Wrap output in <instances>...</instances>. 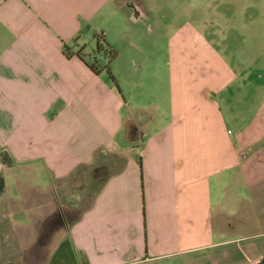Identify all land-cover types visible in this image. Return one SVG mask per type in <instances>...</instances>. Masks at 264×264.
<instances>
[{"label":"crops","instance_id":"0c3cea01","mask_svg":"<svg viewBox=\"0 0 264 264\" xmlns=\"http://www.w3.org/2000/svg\"><path fill=\"white\" fill-rule=\"evenodd\" d=\"M262 2L209 0L220 22L174 28L165 52L158 30L128 41L133 13L151 19L143 6L0 0V264H202L230 242L215 240L219 206L264 183V99L247 90L258 57L236 58L263 37ZM95 29L104 51L118 35L130 45L124 86L118 57L115 82L91 69ZM105 164L65 221L60 191Z\"/></svg>","mask_w":264,"mask_h":264},{"label":"rangeland","instance_id":"374dc122","mask_svg":"<svg viewBox=\"0 0 264 264\" xmlns=\"http://www.w3.org/2000/svg\"><path fill=\"white\" fill-rule=\"evenodd\" d=\"M123 5H126L128 13L133 9V4L143 6L145 10L151 13V19H143L139 21L125 22L126 29H128V41H133L135 46L157 39V37L164 40V51L167 50V44L170 35L174 28L181 26L193 19L204 33H207V27L212 26V20L220 22V18H212V7L209 0H121ZM135 5V6H136ZM212 7H211V6ZM264 7V2H262ZM208 18V23L205 22ZM126 19V18H124ZM134 21V22H132ZM165 24L162 28V25ZM160 31V35L156 37V33ZM100 32L96 29L90 32L87 43V51H93L101 58H96L99 65L109 64L110 60L117 58L112 66L117 72L118 82L124 86L125 76L123 73L124 64L122 57L130 50V45L127 40L120 35L115 36L116 44L114 49L116 55L111 56V51L97 50V38ZM155 34V35H154ZM260 41L257 45L251 43L245 44L237 53V59L243 58L244 53L247 58L256 57L258 59L250 64L251 78L254 82L247 86V90L254 91L264 99V29L262 30ZM148 51H145V55ZM163 53V51H160ZM167 54V53H166ZM94 61V58L92 59ZM255 86V89H252ZM263 104V103H262ZM263 106V105H262ZM111 166V164H110ZM109 165H103L96 171L91 172L87 177L82 179H75L67 183L66 191L69 193L68 198L62 195L60 191L61 200L64 203L63 216L65 221L71 224L79 215V212L89 204L92 196L95 194L102 181L106 178L109 172L113 170ZM262 182V181H261ZM240 189L233 192L229 191L230 198L219 206L226 211V216H223V227L226 233H215V240H230L224 241L218 247L210 250L206 263L202 264H254L259 259L264 258V183H260L257 187L247 188L244 183L240 185ZM236 194V195H235ZM67 219V220H66ZM215 230L219 227L217 223L214 225ZM60 234L58 235V237ZM57 237V238H58ZM55 237V240L57 239ZM224 251H228L226 255ZM198 264H201L198 262Z\"/></svg>","mask_w":264,"mask_h":264},{"label":"trees","instance_id":"16d2710c","mask_svg":"<svg viewBox=\"0 0 264 264\" xmlns=\"http://www.w3.org/2000/svg\"><path fill=\"white\" fill-rule=\"evenodd\" d=\"M100 35L98 34V38H97V50H101L102 49V43L100 42ZM109 50H112L111 51V56H115L116 55V51L113 50V49H109ZM91 69H93V71H95L96 73H99L101 70L103 69H106L108 74H109V78L115 82V76L114 74L112 73L110 67H109V64H102V65H99L98 63V60L97 59H94V61H92L91 63H89ZM3 159H6L5 156H3Z\"/></svg>","mask_w":264,"mask_h":264},{"label":"water","instance_id":"95a60500","mask_svg":"<svg viewBox=\"0 0 264 264\" xmlns=\"http://www.w3.org/2000/svg\"><path fill=\"white\" fill-rule=\"evenodd\" d=\"M135 10L137 11L138 10V7H136ZM140 18H141L140 12L133 13V20L134 21H139ZM254 264H264V258L259 259V261L256 262V263H254Z\"/></svg>","mask_w":264,"mask_h":264},{"label":"flooded vegetation","instance_id":"af4514ba","mask_svg":"<svg viewBox=\"0 0 264 264\" xmlns=\"http://www.w3.org/2000/svg\"><path fill=\"white\" fill-rule=\"evenodd\" d=\"M136 5V4H135ZM134 4L132 5L133 6V11H135V8L138 7L139 5H136L135 6ZM61 220H59L58 218L56 219V223H59Z\"/></svg>","mask_w":264,"mask_h":264}]
</instances>
